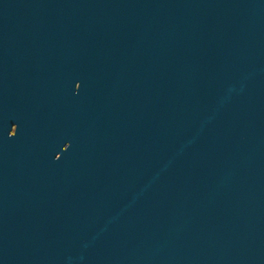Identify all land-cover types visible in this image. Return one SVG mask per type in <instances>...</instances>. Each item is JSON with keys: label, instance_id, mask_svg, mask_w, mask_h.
<instances>
[{"label": "water", "instance_id": "water-1", "mask_svg": "<svg viewBox=\"0 0 264 264\" xmlns=\"http://www.w3.org/2000/svg\"><path fill=\"white\" fill-rule=\"evenodd\" d=\"M0 264H264V0H0Z\"/></svg>", "mask_w": 264, "mask_h": 264}]
</instances>
